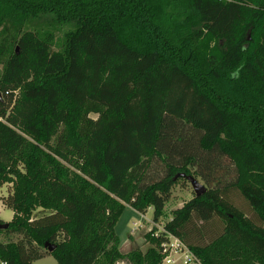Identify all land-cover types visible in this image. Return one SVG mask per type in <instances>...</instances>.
<instances>
[{
  "label": "trees",
  "instance_id": "1",
  "mask_svg": "<svg viewBox=\"0 0 264 264\" xmlns=\"http://www.w3.org/2000/svg\"><path fill=\"white\" fill-rule=\"evenodd\" d=\"M44 12L73 24L60 48ZM0 63V260L160 264L164 233L124 252L116 224L160 222L185 173L206 191L165 230L264 264V0H0Z\"/></svg>",
  "mask_w": 264,
  "mask_h": 264
},
{
  "label": "rangeland",
  "instance_id": "2",
  "mask_svg": "<svg viewBox=\"0 0 264 264\" xmlns=\"http://www.w3.org/2000/svg\"><path fill=\"white\" fill-rule=\"evenodd\" d=\"M30 23L31 26L35 25L46 29H52L56 35V48H60L65 32L73 28L72 22H61L53 13L49 12L39 14V16L34 18ZM1 67L2 65L0 63V70ZM197 178L205 186L207 185L200 177ZM9 187V184L5 183V185L0 188V217L3 219H10L14 214L13 209L6 206L1 200L2 195L8 194ZM194 194L195 190L191 182L188 179L180 180L179 183L174 187L173 196L167 202L165 207L166 214L164 217H161L160 222L164 223L168 218H170L172 209L182 205L184 201L191 198ZM240 203L241 205H244L243 201H240ZM153 212V207H149L142 216L141 213L136 212L131 206L128 205L126 207L116 224V230L121 239L122 251H129L136 247H141L145 250L150 245V243L146 241L145 234L154 227ZM249 213L251 214V212ZM5 221L8 222V220ZM13 237L17 238L18 236L14 235ZM0 240H7V237L3 232H0ZM127 260L129 261V259ZM35 263L59 264L52 255H46L36 260Z\"/></svg>",
  "mask_w": 264,
  "mask_h": 264
},
{
  "label": "built area",
  "instance_id": "3",
  "mask_svg": "<svg viewBox=\"0 0 264 264\" xmlns=\"http://www.w3.org/2000/svg\"><path fill=\"white\" fill-rule=\"evenodd\" d=\"M154 227H156L155 235H159L160 233L166 235V239L162 242V251L165 254L162 260L163 263L177 264L179 262L178 264H202L199 258L180 238L165 230L163 223L154 221ZM0 264H6V262L0 260Z\"/></svg>",
  "mask_w": 264,
  "mask_h": 264
},
{
  "label": "water",
  "instance_id": "4",
  "mask_svg": "<svg viewBox=\"0 0 264 264\" xmlns=\"http://www.w3.org/2000/svg\"><path fill=\"white\" fill-rule=\"evenodd\" d=\"M181 175L186 176V178L191 182V184L195 190V193L197 195H200L206 191V186L203 183H201L196 176H194L192 174H185V173H182ZM8 225H9V223L7 221L4 223H0V227H2V228L8 227ZM54 247H55V245L51 244L49 248L52 250Z\"/></svg>",
  "mask_w": 264,
  "mask_h": 264
},
{
  "label": "crops",
  "instance_id": "5",
  "mask_svg": "<svg viewBox=\"0 0 264 264\" xmlns=\"http://www.w3.org/2000/svg\"><path fill=\"white\" fill-rule=\"evenodd\" d=\"M134 209V208H133ZM136 212H139V211H137L136 209H134ZM139 213H141V212H139ZM141 215L143 216L144 214L143 213H141ZM13 217V216H12ZM5 220H11V218L10 219H6V218H4ZM133 236V235H132ZM124 252H127V251H124ZM179 263V262H178ZM177 263V264H178ZM37 264V263H36ZM116 264H132L131 262H129L126 258L125 259H121V260H119V261H117L116 262ZM160 264H167V263H160Z\"/></svg>",
  "mask_w": 264,
  "mask_h": 264
}]
</instances>
